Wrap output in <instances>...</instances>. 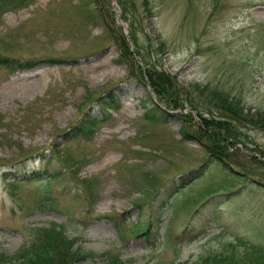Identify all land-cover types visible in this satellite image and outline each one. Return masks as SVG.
I'll use <instances>...</instances> for the list:
<instances>
[{
  "label": "rangeland",
  "instance_id": "rangeland-1",
  "mask_svg": "<svg viewBox=\"0 0 264 264\" xmlns=\"http://www.w3.org/2000/svg\"><path fill=\"white\" fill-rule=\"evenodd\" d=\"M6 2L0 55L38 62L0 65V264H22L43 228L75 239L68 264H264V0ZM111 28L143 71L168 75L178 107L135 78ZM217 92L243 107L229 142L206 122ZM46 196L52 208L34 209Z\"/></svg>",
  "mask_w": 264,
  "mask_h": 264
},
{
  "label": "trees",
  "instance_id": "trees-1",
  "mask_svg": "<svg viewBox=\"0 0 264 264\" xmlns=\"http://www.w3.org/2000/svg\"><path fill=\"white\" fill-rule=\"evenodd\" d=\"M7 1H11L9 3L6 2L9 4L10 7H18V8L22 7L26 2V0H7ZM111 29L113 30L115 34H117L116 42L121 46V52L123 54V58L125 59V61H128L129 64L131 65V70L134 69L132 68L133 66H135L136 70H138L137 73L132 71V73L135 74V78L139 82L144 81L152 85L151 87L155 90L158 100L160 102L162 101L163 103H165L166 107H170V109H175V107H178V104L180 105V97L178 95L175 97L174 92L170 91L171 85L170 86L168 85L170 83L169 82L170 79L167 77L168 75L165 73L157 72V70H153V68L146 69V71H143L145 67L140 65L137 62L134 56L135 54H133V52L129 50V47H128L129 44H127L124 36L122 34L118 36L119 35L118 32H116L113 28ZM136 53L139 54L138 51H136ZM56 61H52V62H56ZM36 62L38 61L34 62L33 60L31 61L27 60L25 61V63H22L20 62V60H12L11 58H9L8 56L4 54L0 55V65L2 66L5 65L6 67H9V69L11 70H15V69L24 70L25 68H28V67L31 68L35 66ZM111 91L113 90H110V92ZM101 98H103V95H100L99 100H101ZM209 98L210 99L216 98V99L212 101V106L211 108H209V111L212 113V116L207 117L206 122L211 124L213 128L217 127L218 129L219 127L221 128L220 130H222L223 128L226 133V138L228 142H229V137L236 139L237 136L233 134L232 132H230L229 129L232 126V123H231L232 119L236 121V120L241 119V117L244 116L243 107L239 106L240 104L234 103L233 99H231L228 96V94H225V93L217 92V94L215 95L209 94L207 99L209 100ZM114 99L115 98L111 99V103H107L109 104L108 108H111V106H115ZM159 101L151 102V103H148V101L145 102V106L148 107V112L146 113V115L150 117V119L155 118V119L162 121L161 118L164 117L163 115L165 114V111H168V110ZM151 104L153 107L150 106ZM219 109H220V112L218 111ZM209 111L207 112L209 113V115H211ZM217 112L219 113L218 116H214L217 114ZM221 112L223 115L221 114ZM227 118L231 120H227ZM225 122H228V125L221 127ZM96 123H99V122L97 121L95 117L94 118L91 117L88 123L86 122L85 119H82L81 124L77 126H73V130H75L76 132L72 134L71 137H78L81 134H85L86 132L89 133V131L95 128L94 126L96 125ZM190 133L191 132L189 129H185L186 138L191 136ZM210 135H211V142H209L208 144L209 146L208 149L210 150L211 154L215 157L216 160L223 163L224 166H226L228 170L230 171L233 170V166L230 165V161H229L230 160L229 158L231 157L232 152L231 151L229 152L227 150V147H225L224 145L220 143V140L222 141L223 138L219 139L220 134L219 132H215V131H211ZM254 157L255 156L253 155L252 158ZM91 196L93 197L94 194H92ZM48 200L49 199L47 198V196L42 197L38 201L36 200L34 202L33 208L37 210H42L43 208H52V207H48L49 206ZM111 216L112 215L110 214H106L105 218L106 217L112 218ZM147 229L149 228L141 227L139 232L143 234H147V232H145ZM38 230H42V229H38ZM43 231L45 232L43 236L44 240H42V238H39L37 242H34V243L32 242L33 246H31L29 250L24 251L22 255H19V257L17 256L18 258H23L22 264H68V262L72 260L73 257L77 256L78 253L77 254L73 253L70 250V247L74 243L75 239L73 238L70 239L69 236H67L61 231L63 234L62 235L60 231L55 228L54 229L53 228H43ZM221 255L223 254L217 252L209 256H206L205 258H203V261L199 264H243L239 258L229 259L227 256L223 258ZM2 259L0 258L1 261Z\"/></svg>",
  "mask_w": 264,
  "mask_h": 264
},
{
  "label": "water",
  "instance_id": "water-1",
  "mask_svg": "<svg viewBox=\"0 0 264 264\" xmlns=\"http://www.w3.org/2000/svg\"><path fill=\"white\" fill-rule=\"evenodd\" d=\"M126 26V25H125ZM126 28H127V26H126Z\"/></svg>",
  "mask_w": 264,
  "mask_h": 264
}]
</instances>
